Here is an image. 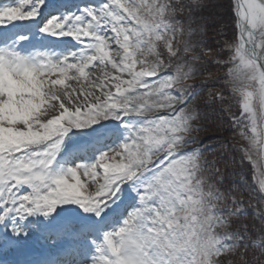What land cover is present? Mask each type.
I'll list each match as a JSON object with an SVG mask.
<instances>
[{"label": "snow or ice", "instance_id": "obj_1", "mask_svg": "<svg viewBox=\"0 0 264 264\" xmlns=\"http://www.w3.org/2000/svg\"><path fill=\"white\" fill-rule=\"evenodd\" d=\"M206 7L0 0V264H264V0Z\"/></svg>", "mask_w": 264, "mask_h": 264}, {"label": "rangeland", "instance_id": "obj_2", "mask_svg": "<svg viewBox=\"0 0 264 264\" xmlns=\"http://www.w3.org/2000/svg\"><path fill=\"white\" fill-rule=\"evenodd\" d=\"M230 3L231 0H205V4L207 7L203 14L206 17H209L210 15L213 19L210 17L208 23L210 22V25H215L214 27H210L211 29H213V31L208 33L206 39L209 41V43L214 49L222 46L225 38L231 41L233 37L234 23L230 12ZM218 30L220 32L219 36L216 35ZM217 40L220 41L219 45L216 44ZM215 54L216 52L213 51V53L209 56H206L205 59L211 60L212 56H214ZM210 71H215V69H210ZM203 82L204 77H199L196 81H189V83L196 84ZM205 91L207 92V89ZM212 91H216V89H212ZM226 134L228 135V146L231 148H239L240 145L236 143L233 139V137H236V133L228 128V132ZM211 136H213V133L207 131L201 133L199 138L204 141L205 139ZM236 139H239V137H236ZM237 163L239 164V160H237ZM243 168L246 171L247 182H249L251 188L253 185L251 168L250 166H245Z\"/></svg>", "mask_w": 264, "mask_h": 264}, {"label": "trees", "instance_id": "obj_3", "mask_svg": "<svg viewBox=\"0 0 264 264\" xmlns=\"http://www.w3.org/2000/svg\"><path fill=\"white\" fill-rule=\"evenodd\" d=\"M207 14V13H206ZM211 16L209 15V18H210ZM212 18V17H211ZM213 19V18H212ZM209 21V20H208ZM210 23V22H209ZM211 31H213V29H211V28H209L208 29V33L209 32H211ZM209 115H210V117H211V119H212V121L214 122V121H218V120H220V116H219V114L218 113H212L211 111L209 112ZM213 126H215V124L213 123ZM209 132H211V133H213V136H215V135H217V133H215V132H212V131H209ZM228 132V126H227V124H225L224 126H223V131H222V133L220 134V135H222L223 137H225V138H227L228 139V135L226 134ZM204 142L206 143V144H213V146H215V145H218L219 144V141H209L208 140V138L207 139H205L204 140ZM238 171H240V176L238 177L239 179H240V181H241V183L243 184V185H245L246 187H249L250 188V184H249V182H247V177H246V171H245V169L243 168V171L242 170H238ZM243 172V173H242ZM233 179H237L236 177H234Z\"/></svg>", "mask_w": 264, "mask_h": 264}]
</instances>
